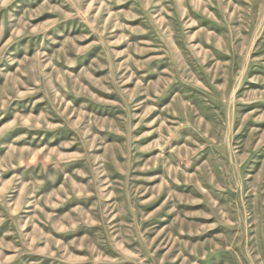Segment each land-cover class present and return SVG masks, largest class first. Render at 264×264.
<instances>
[{"label":"rangeland","instance_id":"rangeland-1","mask_svg":"<svg viewBox=\"0 0 264 264\" xmlns=\"http://www.w3.org/2000/svg\"><path fill=\"white\" fill-rule=\"evenodd\" d=\"M0 264H264V0H0Z\"/></svg>","mask_w":264,"mask_h":264}]
</instances>
